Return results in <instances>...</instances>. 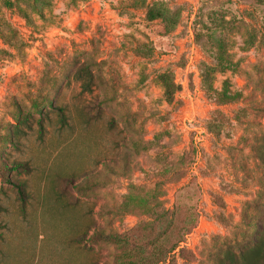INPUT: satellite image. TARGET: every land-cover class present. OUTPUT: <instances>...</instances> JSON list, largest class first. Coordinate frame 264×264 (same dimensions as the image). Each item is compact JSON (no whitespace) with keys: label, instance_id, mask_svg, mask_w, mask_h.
I'll use <instances>...</instances> for the list:
<instances>
[{"label":"rangeland","instance_id":"rangeland-1","mask_svg":"<svg viewBox=\"0 0 264 264\" xmlns=\"http://www.w3.org/2000/svg\"><path fill=\"white\" fill-rule=\"evenodd\" d=\"M261 155L264 0H0V264H220Z\"/></svg>","mask_w":264,"mask_h":264},{"label":"trees","instance_id":"trees-1","mask_svg":"<svg viewBox=\"0 0 264 264\" xmlns=\"http://www.w3.org/2000/svg\"><path fill=\"white\" fill-rule=\"evenodd\" d=\"M150 17L151 19H156L158 17H164L163 14L161 13H154L150 12ZM220 52L222 53V49H219ZM230 65H232V62L230 61H225L224 64H222V68H227ZM160 81L165 89V96L166 98L171 101L176 93V85L172 80V77L169 74H164L160 76ZM90 82L91 80L86 84L85 88L90 87ZM238 94H233L228 87V82H225V86L223 91L220 94V99L223 102L226 101H234L238 98ZM63 113V111H62ZM63 120L65 119L64 116ZM260 159L263 164V169H264V156H260ZM20 169H26L23 164H17V165H10L7 163L3 164V170L6 173V182L14 185L18 191L20 198L23 203L26 202L27 199V194H26V189H25V184L20 183V182H15L11 177L10 173L15 170H20ZM162 217H164L162 215ZM195 218H193L188 225L185 228V232L191 231V229L194 227L195 224ZM182 235L176 240L174 244L170 247V249L167 252H172L175 250V248L178 246V244L182 241ZM114 243L121 249H130L133 247V245L127 240L122 237H115ZM149 244H145L143 246V251L146 250L147 246ZM220 264H264V224L259 226V232L257 237L254 239L253 246L247 250H240L239 253L233 252L228 250V252L225 254L224 258L221 260Z\"/></svg>","mask_w":264,"mask_h":264}]
</instances>
